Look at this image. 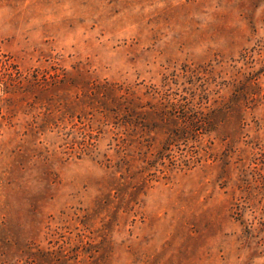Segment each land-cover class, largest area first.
Here are the masks:
<instances>
[{
	"label": "rangeland",
	"instance_id": "rangeland-1",
	"mask_svg": "<svg viewBox=\"0 0 264 264\" xmlns=\"http://www.w3.org/2000/svg\"><path fill=\"white\" fill-rule=\"evenodd\" d=\"M0 264H264V0H0Z\"/></svg>",
	"mask_w": 264,
	"mask_h": 264
}]
</instances>
